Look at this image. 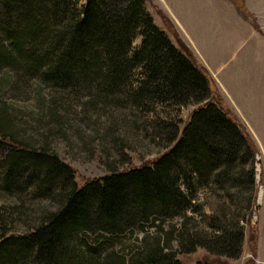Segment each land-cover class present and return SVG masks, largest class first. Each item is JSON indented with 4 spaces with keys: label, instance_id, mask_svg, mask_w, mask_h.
Returning a JSON list of instances; mask_svg holds the SVG:
<instances>
[{
    "label": "trees",
    "instance_id": "obj_1",
    "mask_svg": "<svg viewBox=\"0 0 264 264\" xmlns=\"http://www.w3.org/2000/svg\"><path fill=\"white\" fill-rule=\"evenodd\" d=\"M145 2L86 0L79 10L76 0H0V70L12 69L19 80L71 86L86 92L92 105L112 98L144 112L158 104H200L181 128L173 120L153 122L154 137L170 147L151 164L110 170L80 186L73 167L49 144L27 146L0 124L7 151L2 188L31 187L34 199L57 204L39 212L0 206V264H185L177 253L198 247L240 255V219L256 199V149L210 100L211 80L190 58L191 50L172 42ZM3 116L7 128L9 117ZM211 183L231 203L242 200V217L236 204L233 212L221 209L224 195L214 193ZM202 191L211 198L198 197ZM13 214L23 215L22 228L15 219L9 222ZM170 218L180 221L164 230ZM135 230L142 232L136 243H124Z\"/></svg>",
    "mask_w": 264,
    "mask_h": 264
},
{
    "label": "rangeland",
    "instance_id": "obj_2",
    "mask_svg": "<svg viewBox=\"0 0 264 264\" xmlns=\"http://www.w3.org/2000/svg\"><path fill=\"white\" fill-rule=\"evenodd\" d=\"M145 1L155 24L168 34L178 48H182L181 42H183L191 50H189L192 53L190 58L207 73L209 81L211 80L210 100L240 125L256 149L254 186L257 190L255 193L257 199L253 201L250 212H246L245 217L240 219V225L244 227L240 255L236 258L219 256L210 253L204 247H198L194 252H179L177 257L185 264H264V194L262 195L264 192V45L257 36H253L249 29L245 28V25L249 23L250 29L253 28L264 35L262 31L264 0ZM85 2L86 0H76L77 8L80 10ZM187 8H192L204 17L205 23H202V26L212 34L218 29L225 34L228 20L234 24L229 39L232 53L229 57L228 50V54L219 59L220 63L215 67L224 80V85L213 74L209 64L195 54L178 32L180 24L177 21L178 15L188 12ZM258 9L262 11V23L258 21ZM221 14L225 18L221 20L223 24L220 23L217 26L214 15L220 19ZM140 43L141 36H138L133 45L137 47ZM197 52L199 53L198 50ZM232 62L233 70L230 76L232 81L227 82L221 70L229 67ZM75 92L80 96H77ZM89 100L86 92L82 90L77 92L71 86L65 90L60 86L51 88L48 84L27 80V78L21 81L12 69L0 70V116L3 113V117H9L10 126L5 128L0 118L3 131L8 135L11 132L16 141H22L27 146L38 148L45 142L49 144L51 149L57 151L59 156L73 167L78 186L87 180L107 174L110 170H124L151 164L170 147L168 142L154 137L153 122L173 120L178 122L181 128L190 118L192 111L200 105L188 103L175 108L158 104L150 111L144 112L137 108L132 110V107H121L112 98L109 99L112 101L107 103H104L102 99L95 101L93 105L88 103ZM58 119L63 120L64 125L57 122ZM62 126H64L63 130H60ZM0 137H3L1 133ZM6 153V146L0 144V206L7 209L22 206V209H27L29 212L55 208L57 204L51 198L34 199L31 187L14 189V191L2 188L1 161ZM258 156H260L259 159H257ZM211 186L214 193L224 195L222 197L224 200H220L223 204L220 208L230 213L236 209L234 206L236 204L238 207L236 212L241 211L240 217H242L244 207L239 208L242 200L238 199L231 203L225 197V191L216 184L211 183ZM205 193V191L199 192L198 197L210 199L211 197L209 198ZM242 194L248 195V192ZM261 196L262 200H260ZM258 201L260 207L257 209L255 205ZM227 204L230 207L227 208ZM205 211L212 210L206 206ZM188 213L190 214V211ZM195 217L200 219L196 213ZM14 219L16 227L22 228L23 215L13 214L9 222L12 223ZM179 221L178 218L168 219L163 226L164 230H170L171 225L178 224ZM203 225L204 223H200V227ZM146 230L152 232L155 228L146 226ZM141 234V231L135 230L133 237L128 235L130 239L125 238L123 241L126 244H134L135 237H141ZM258 245L260 254L257 253Z\"/></svg>",
    "mask_w": 264,
    "mask_h": 264
},
{
    "label": "crops",
    "instance_id": "obj_3",
    "mask_svg": "<svg viewBox=\"0 0 264 264\" xmlns=\"http://www.w3.org/2000/svg\"><path fill=\"white\" fill-rule=\"evenodd\" d=\"M188 12H184L182 14L177 13L179 16V19L177 21L180 23L178 27V32L182 36V38L190 45V47L193 49L195 54L199 56L200 58H203L205 63L209 64L210 68L213 71V74L219 79L220 83L224 85V80L220 77V74L216 70V66L220 63L221 58L227 53L229 50V57L231 52V45L229 42V39L231 37V30L234 27V24L231 23L228 20V26L225 29L227 32L225 34L221 33L218 29L215 31V33H211L207 28H204L202 26V23H205V19L202 15L197 14L192 8H187ZM256 11V10H255ZM258 21L262 23V11L258 9ZM235 14L237 16V13L235 11ZM225 17L223 14H221V18L219 19L217 15H214V20L216 25L218 26L220 23H222L221 20H223ZM239 18V15H238ZM242 20V19H240ZM243 22V20H242ZM250 24L245 25V28H248L249 31L253 36H257L258 40L262 42L264 45V35H261L259 32L255 31V29H250ZM262 31L264 34V27L262 26ZM250 48V47H249ZM199 51V53L197 52ZM200 60V59H199ZM233 62L224 69L221 70V74H223V77L226 79L227 82H231V75L233 70ZM220 70V68L218 69ZM264 194V192H263ZM262 194V195H263ZM262 200V197H261ZM260 245V244H259ZM258 245L257 253L260 254V246ZM259 254L258 257H259ZM260 259V258H259Z\"/></svg>",
    "mask_w": 264,
    "mask_h": 264
},
{
    "label": "bare ground",
    "instance_id": "obj_4",
    "mask_svg": "<svg viewBox=\"0 0 264 264\" xmlns=\"http://www.w3.org/2000/svg\"><path fill=\"white\" fill-rule=\"evenodd\" d=\"M260 197V196H259Z\"/></svg>",
    "mask_w": 264,
    "mask_h": 264
}]
</instances>
